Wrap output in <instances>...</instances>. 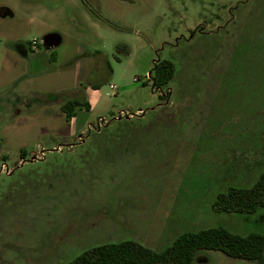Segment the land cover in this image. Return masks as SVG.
Returning a JSON list of instances; mask_svg holds the SVG:
<instances>
[{"label":"rangeland","instance_id":"1","mask_svg":"<svg viewBox=\"0 0 264 264\" xmlns=\"http://www.w3.org/2000/svg\"><path fill=\"white\" fill-rule=\"evenodd\" d=\"M81 1L0 0V264H69L121 242L165 251L211 228L264 234L263 209L215 210L264 174V0ZM39 6L66 34L56 60L28 24ZM33 38L51 66L34 73H53L28 77L15 53L12 75L26 76L10 82L7 49ZM166 60L175 78L156 90ZM89 83L94 108L67 121L61 106ZM195 264L259 263L203 250Z\"/></svg>","mask_w":264,"mask_h":264},{"label":"trees","instance_id":"2","mask_svg":"<svg viewBox=\"0 0 264 264\" xmlns=\"http://www.w3.org/2000/svg\"><path fill=\"white\" fill-rule=\"evenodd\" d=\"M175 74L176 67L171 61L155 63L150 75L153 88L164 90ZM81 107L89 110L87 102L72 99L61 106V111L69 121L75 109ZM262 209L264 174L251 188H231L226 194L219 195L215 203L217 212L227 214L251 215ZM203 250L218 251L230 258L264 264V234L241 236L225 228H211L182 234L165 251H157L136 242L106 244L85 251L69 264H195L198 252Z\"/></svg>","mask_w":264,"mask_h":264},{"label":"crops","instance_id":"3","mask_svg":"<svg viewBox=\"0 0 264 264\" xmlns=\"http://www.w3.org/2000/svg\"><path fill=\"white\" fill-rule=\"evenodd\" d=\"M72 1H74V2L79 1L80 2L81 0H72ZM87 2H88V4L93 3V4H96L97 6L103 4V0H87ZM50 9H52V8H50ZM50 9H48L44 6H39L38 10L36 12H34L33 15H28L27 19H28V24L30 26L38 27L42 31L41 35H44L43 36V44L49 50H51V52H52L51 59L56 60L57 54H56L55 49L59 48L64 43L66 34L60 33L58 30L53 28L54 24L51 25V24H48L47 22H45V20L47 18L51 19V17H50L51 15L56 14L55 12H53ZM13 10H12V12H13ZM54 11H56V9H54ZM13 18H16L15 14H13ZM54 18H56V17H54ZM70 22H71L72 26H74V27L77 26V23L73 20V18L70 19ZM33 39H35V38H33ZM32 40H28L26 45H24L22 43L16 44V45L7 49L8 57H7V59H5V64L7 65L6 72L8 74L12 75L14 73V71L12 69L14 68L13 67L14 66L13 65V63H14L13 59H15V53L17 56H21V58L23 57V59H26L29 62L30 72L28 74V77L32 78V77H37V76H47V75H51V73H53V72H49V70H46V71L42 70L39 73H34V70H36L37 67H40V68L42 67L43 69H46V68H51V66H45V67L40 66V64L42 63V60L39 61L37 59V57L39 55H41L40 45L38 44L36 48L30 47L29 42ZM96 53H99V52H96ZM86 67H87L86 61H81L79 63L77 75H76V78H77L76 83H75L76 86L80 85V83H81L80 81L82 78L89 76V75H87L88 73H86ZM11 75L10 76L8 75V79L10 82H14V80L18 81L20 79H23V77L26 76V72L25 71L22 72V74H20L18 76V78H16V79H14L15 78L13 76L14 74L12 76ZM98 87H99V84H97V83H89L87 85V87L84 88L83 92L76 93L75 99L78 101H81V102H87L89 105V109L92 110L96 104V100L94 97L99 91ZM72 96H73V94H72ZM68 98H70V96Z\"/></svg>","mask_w":264,"mask_h":264},{"label":"built area","instance_id":"4","mask_svg":"<svg viewBox=\"0 0 264 264\" xmlns=\"http://www.w3.org/2000/svg\"><path fill=\"white\" fill-rule=\"evenodd\" d=\"M38 45V41L36 39L30 41V47L36 48ZM111 89L113 92L116 94L119 91L118 86L116 85H111ZM122 117L125 116L127 118L133 117L134 115L130 111H122L121 112ZM136 115H143L142 111H139Z\"/></svg>","mask_w":264,"mask_h":264}]
</instances>
